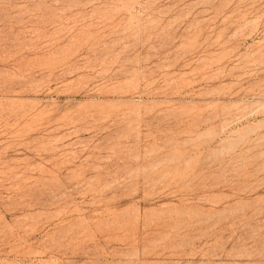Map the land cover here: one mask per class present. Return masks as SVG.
I'll return each instance as SVG.
<instances>
[{
    "label": "rangeland",
    "instance_id": "obj_1",
    "mask_svg": "<svg viewBox=\"0 0 264 264\" xmlns=\"http://www.w3.org/2000/svg\"><path fill=\"white\" fill-rule=\"evenodd\" d=\"M0 264H264V0H0Z\"/></svg>",
    "mask_w": 264,
    "mask_h": 264
}]
</instances>
